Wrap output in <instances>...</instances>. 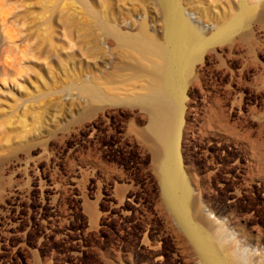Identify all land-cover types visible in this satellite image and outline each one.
<instances>
[{
  "label": "rangeland",
  "instance_id": "374dc122",
  "mask_svg": "<svg viewBox=\"0 0 264 264\" xmlns=\"http://www.w3.org/2000/svg\"><path fill=\"white\" fill-rule=\"evenodd\" d=\"M176 1L220 42L183 79L182 169L229 262L264 264V0ZM141 27L164 40L160 0H0V264H198L137 133L151 65L111 33Z\"/></svg>",
  "mask_w": 264,
  "mask_h": 264
},
{
  "label": "bare ground",
  "instance_id": "6f19581e",
  "mask_svg": "<svg viewBox=\"0 0 264 264\" xmlns=\"http://www.w3.org/2000/svg\"><path fill=\"white\" fill-rule=\"evenodd\" d=\"M160 1L165 24L163 41L145 27L135 33L111 30L121 43L133 49L141 59L151 65V70L147 72L149 81L143 88L145 94L134 98L137 104L149 113L150 123L148 130L137 133L141 142L152 150L157 163L156 173L163 201L176 217L177 235L191 247L197 257V263L231 264L224 255L220 239L218 240L211 228L216 227L231 242L236 243L233 230H229L222 220L214 217L207 209L200 210L199 213L200 203L194 196L198 193L194 192L193 183L182 169L178 150L183 123V79L186 75L191 76L194 73L204 48L220 42L208 40L201 27L188 19L176 0ZM256 9L255 4L249 7L246 17L250 19ZM236 26L237 24L232 26V29L235 30ZM88 90L96 98H101L102 92L96 86L89 87ZM117 196L121 200L124 197V189L121 186L117 188ZM86 205L90 215L97 217L95 206L87 199ZM194 215L197 216L198 222L194 220ZM258 248L252 247L254 256L260 255Z\"/></svg>",
  "mask_w": 264,
  "mask_h": 264
}]
</instances>
